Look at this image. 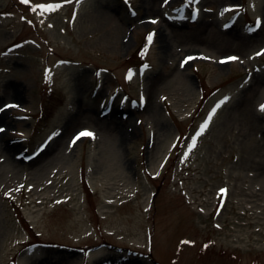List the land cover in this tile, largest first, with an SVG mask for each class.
I'll use <instances>...</instances> for the list:
<instances>
[{"label":"rangeland","instance_id":"obj_1","mask_svg":"<svg viewBox=\"0 0 264 264\" xmlns=\"http://www.w3.org/2000/svg\"><path fill=\"white\" fill-rule=\"evenodd\" d=\"M261 105L264 0H0V264H264Z\"/></svg>","mask_w":264,"mask_h":264},{"label":"snow or ice","instance_id":"obj_2","mask_svg":"<svg viewBox=\"0 0 264 264\" xmlns=\"http://www.w3.org/2000/svg\"><path fill=\"white\" fill-rule=\"evenodd\" d=\"M22 2L28 3V0H22ZM44 7H45L46 11H54V10H57L59 7H61V5L49 4V5H46ZM149 40H151V36L149 37ZM230 59H236V58L231 57ZM260 108H261V111H264V105H261ZM206 127H207V124L204 125V128H206ZM201 131H203V129H201ZM83 136H94V134L85 130V131L80 132L75 139H80V137H83ZM73 143H75V140L73 141ZM194 146H195V140H193V147ZM222 191H225V190H222ZM185 243H188V242L186 241Z\"/></svg>","mask_w":264,"mask_h":264}]
</instances>
